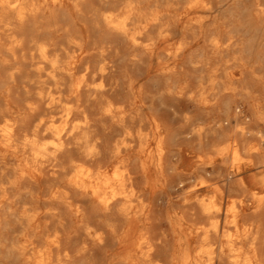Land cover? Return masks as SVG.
<instances>
[{"label":"clouds","instance_id":"obj_1","mask_svg":"<svg viewBox=\"0 0 264 264\" xmlns=\"http://www.w3.org/2000/svg\"><path fill=\"white\" fill-rule=\"evenodd\" d=\"M259 213L264 0H0V264H264Z\"/></svg>","mask_w":264,"mask_h":264},{"label":"bare ground","instance_id":"obj_2","mask_svg":"<svg viewBox=\"0 0 264 264\" xmlns=\"http://www.w3.org/2000/svg\"><path fill=\"white\" fill-rule=\"evenodd\" d=\"M246 211H248V210H246ZM242 222H245V223L255 222L257 224H264V213H259L256 215H251V214L245 215L242 218ZM222 224H223V222H222ZM192 243H195V241H192Z\"/></svg>","mask_w":264,"mask_h":264}]
</instances>
